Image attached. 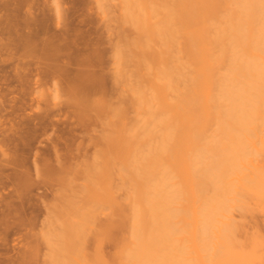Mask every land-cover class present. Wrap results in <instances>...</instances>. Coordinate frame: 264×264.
I'll use <instances>...</instances> for the list:
<instances>
[{"label": "bare ground", "instance_id": "obj_1", "mask_svg": "<svg viewBox=\"0 0 264 264\" xmlns=\"http://www.w3.org/2000/svg\"><path fill=\"white\" fill-rule=\"evenodd\" d=\"M120 4L127 104L92 102L102 148L53 209L46 264H264V238L230 221L264 211V0ZM101 216L125 227L111 262L107 225L86 250Z\"/></svg>", "mask_w": 264, "mask_h": 264}, {"label": "rangeland", "instance_id": "obj_2", "mask_svg": "<svg viewBox=\"0 0 264 264\" xmlns=\"http://www.w3.org/2000/svg\"><path fill=\"white\" fill-rule=\"evenodd\" d=\"M122 14L120 0H0V264L47 263L53 209L84 186L81 169L102 148L106 113L92 104L126 103L114 57L134 31ZM256 208L230 217L243 243L264 238ZM107 222L101 216L95 230L111 228L101 247L111 262L125 227ZM99 231L86 241L89 255Z\"/></svg>", "mask_w": 264, "mask_h": 264}]
</instances>
